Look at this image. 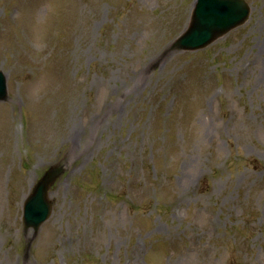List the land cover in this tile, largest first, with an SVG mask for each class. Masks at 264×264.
Wrapping results in <instances>:
<instances>
[{"label": "rangeland", "instance_id": "1", "mask_svg": "<svg viewBox=\"0 0 264 264\" xmlns=\"http://www.w3.org/2000/svg\"><path fill=\"white\" fill-rule=\"evenodd\" d=\"M246 1L177 51L196 0H0V264H264V0ZM61 161L32 238L23 202Z\"/></svg>", "mask_w": 264, "mask_h": 264}, {"label": "water", "instance_id": "2", "mask_svg": "<svg viewBox=\"0 0 264 264\" xmlns=\"http://www.w3.org/2000/svg\"><path fill=\"white\" fill-rule=\"evenodd\" d=\"M250 7L245 0H198L188 29L173 43L174 50H197L222 37L233 28L245 23ZM8 98L7 78L0 70V101ZM67 163L49 166L38 178L23 203L24 230L33 229V238L53 211L50 192L67 171ZM29 241L25 255H29Z\"/></svg>", "mask_w": 264, "mask_h": 264}, {"label": "bare ground", "instance_id": "3", "mask_svg": "<svg viewBox=\"0 0 264 264\" xmlns=\"http://www.w3.org/2000/svg\"><path fill=\"white\" fill-rule=\"evenodd\" d=\"M72 121L74 122V119H72ZM75 132H76V126L74 125L73 127H71L70 132L67 133V137H66L67 140L72 141Z\"/></svg>", "mask_w": 264, "mask_h": 264}]
</instances>
